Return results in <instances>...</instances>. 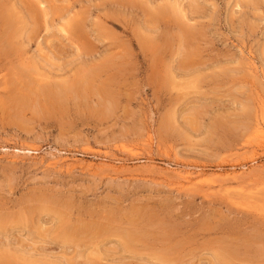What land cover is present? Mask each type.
<instances>
[{"label":"rangeland","instance_id":"obj_1","mask_svg":"<svg viewBox=\"0 0 264 264\" xmlns=\"http://www.w3.org/2000/svg\"><path fill=\"white\" fill-rule=\"evenodd\" d=\"M228 263L264 264V0H0V264Z\"/></svg>","mask_w":264,"mask_h":264},{"label":"bare ground","instance_id":"obj_2","mask_svg":"<svg viewBox=\"0 0 264 264\" xmlns=\"http://www.w3.org/2000/svg\"><path fill=\"white\" fill-rule=\"evenodd\" d=\"M163 12V11H162ZM47 13V12H46ZM48 16V15H47ZM7 17V16H6ZM6 19H9L8 17L6 18ZM11 19V18H10ZM9 21V20H8ZM53 21V20H52ZM6 23H7V21H6ZM10 23V22H9ZM4 39V38H3ZM2 39V40H3ZM257 126V125H256ZM259 127V126H258ZM263 135V132L262 131H260L259 129L257 130V134L255 135L256 137H263L262 136ZM260 144V143H259ZM101 158V157H100ZM102 159V158H101ZM110 160V159H109ZM103 162H106L107 163V161H108V156L107 157H105L104 156V158H103V160H102ZM109 162H111V161H109ZM120 162H122V161H120ZM120 162H119V160H114V163H116L117 165L119 164L120 165ZM122 164V163H121ZM102 165H103V163H102ZM101 165V166H102ZM105 165V164H104ZM108 166H109V164H108ZM121 166V165H120ZM113 167V166H112ZM114 168H116V167H114ZM114 168H113V170H114ZM118 168H120V167H118ZM188 168H192V167H188V166H185L184 168L182 167L181 169H180V171H174V174L176 175V177H177V179L178 180H180L181 182H182V184H184V185H191V184H193V182H194V180L196 179V181L198 180H200V179H203V177H204V173L203 174H198V175H195V178L193 179L192 177H194L193 175V172L191 173L190 171H189V169ZM117 169V168H116ZM193 169V168H192ZM118 170V169H117ZM195 172V171H194ZM197 173V172H196ZM195 173V174H196ZM201 173V172H200ZM228 174V173H227ZM234 174V173H233ZM223 177V176H222ZM206 178V175H205V177H204V179ZM196 183V182H195ZM181 184V185H182ZM2 259V258H1ZM222 260V259H221ZM229 264V263H228Z\"/></svg>","mask_w":264,"mask_h":264}]
</instances>
